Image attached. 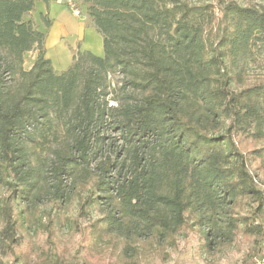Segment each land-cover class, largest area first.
Masks as SVG:
<instances>
[{"label": "trees", "instance_id": "1", "mask_svg": "<svg viewBox=\"0 0 264 264\" xmlns=\"http://www.w3.org/2000/svg\"><path fill=\"white\" fill-rule=\"evenodd\" d=\"M36 1L0 0V254L93 213V243L120 241L125 255L173 247L193 225L208 245L261 233L249 161L264 166V145L242 144L264 143V78L248 75L264 0H76L104 55L78 51L61 72L25 18ZM43 189L52 206L40 210Z\"/></svg>", "mask_w": 264, "mask_h": 264}, {"label": "rangeland", "instance_id": "2", "mask_svg": "<svg viewBox=\"0 0 264 264\" xmlns=\"http://www.w3.org/2000/svg\"><path fill=\"white\" fill-rule=\"evenodd\" d=\"M42 1L47 6L48 2ZM63 2L62 4L53 3L56 11H65L67 16L72 18L71 22L76 21L82 25V31L81 28H78L68 35L62 22L55 26L54 30L63 35V42L54 45L49 39L45 48L46 56L51 59L58 72L70 67L73 57L78 51L89 50L96 55H104L103 37L95 27H90L91 20L87 14V6L81 1H76L81 10V16L77 17L65 0ZM34 11L35 17L38 19L37 22L40 26L46 27L42 19L43 10L39 3H36ZM31 52H36L38 55L36 48ZM255 59V62L250 63L248 70L251 80L264 78V53L256 51ZM30 61V55H27L24 65L26 68L30 65ZM263 145V142L254 143L252 139H248L243 142L242 148L251 149ZM249 167L257 184L264 189V166L259 160H256L249 161ZM35 201L40 210L52 206L49 192L46 189L41 190ZM255 207H257V202L248 200L244 210L240 211L248 214L249 210ZM94 214L89 218L88 216L80 218L82 225L81 228L78 227L79 229H61L52 236L47 232H40L37 236L27 234L25 242L16 249L15 255L10 251L5 255L0 254V264H15V256H21L20 252L23 253V257L29 259V262L25 263L21 258H18V264H53L52 258H56L54 252H57V256L59 255L64 264H264V210L257 217V222L263 226V231L259 234L248 236L240 233L232 241L212 240L208 245V239L204 238L200 226L193 225L180 231L176 245L173 247L149 248V245H146L139 254L134 249H130L127 255L123 253L120 241H100L98 245L93 243L92 238L88 235L87 227L91 224L90 220L92 219L90 218L94 217ZM190 222L192 223V221ZM35 240L36 242L31 244ZM148 240L143 238L140 243L148 242ZM43 249H51L53 254L44 255Z\"/></svg>", "mask_w": 264, "mask_h": 264}, {"label": "crops", "instance_id": "3", "mask_svg": "<svg viewBox=\"0 0 264 264\" xmlns=\"http://www.w3.org/2000/svg\"><path fill=\"white\" fill-rule=\"evenodd\" d=\"M47 2L48 3L46 6L42 0L36 1V3H39L41 10H43L42 14L45 15L46 17H48V19L51 21V25L49 27H45V26L42 27L37 22L38 19H37V17H35V11H34V9H36V4H35L34 9L25 15L26 19L27 18L29 19L32 17L31 19H33L37 23L38 28L45 32L46 37H47V39H45V47H46L49 39L52 40L51 43L54 45L62 44L63 35H60L59 33L56 32V30H54L55 26L59 22H62L64 24L63 28H64L66 34H68V35H70L73 30H76L78 28H81V31H82V25L76 21H74V23L71 22L70 20H72V18L67 16L65 11H62V10L59 12L56 11V8H55L53 3L55 2L56 4H62V3H64L63 0H48ZM90 23H91L90 27H94L93 23L92 22H90ZM27 55H30V59H31L30 65L28 66V68H30L33 65V63L35 62L37 53L36 52L33 53L30 51ZM26 58H27V56H26ZM25 62H26V60H25Z\"/></svg>", "mask_w": 264, "mask_h": 264}, {"label": "built area", "instance_id": "4", "mask_svg": "<svg viewBox=\"0 0 264 264\" xmlns=\"http://www.w3.org/2000/svg\"><path fill=\"white\" fill-rule=\"evenodd\" d=\"M66 4L71 8L73 11L74 15L80 16L81 15V10L78 8V4L76 0H65Z\"/></svg>", "mask_w": 264, "mask_h": 264}]
</instances>
